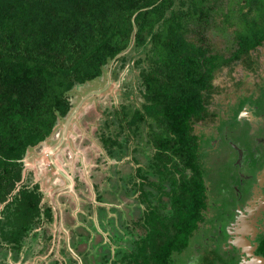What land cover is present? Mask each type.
<instances>
[{"label":"trees","instance_id":"1","mask_svg":"<svg viewBox=\"0 0 264 264\" xmlns=\"http://www.w3.org/2000/svg\"><path fill=\"white\" fill-rule=\"evenodd\" d=\"M218 1L0 0V248L6 254L19 259L33 240L32 259L46 254L53 238L43 233L47 229L40 232L44 221L55 218L52 206L44 204L39 183L24 181L28 150L69 115L71 91L101 77L113 60L124 67L123 53L134 48L145 54L136 60L142 105L131 113L122 104L99 135L111 158L132 153L136 163L145 162L123 174L125 187L118 188L127 196L139 193L134 210L128 209L137 219L121 220L131 238L113 251L101 235L93 238L84 230L63 248L65 259L53 263L94 264L89 255L102 253L104 264H181L179 255L201 238L209 214L208 181L218 174L230 191L239 177L233 143L240 135H233L234 142L224 136L218 149L208 150L217 134L206 127L224 110L219 105L216 113L209 101L216 73L264 46V0ZM216 13L224 33L235 26L236 47L229 56L207 36ZM252 98L237 95L226 103L227 112L240 111L248 99L254 104ZM222 120L221 130L228 123ZM126 129L137 146L128 145Z\"/></svg>","mask_w":264,"mask_h":264},{"label":"rangeland","instance_id":"2","mask_svg":"<svg viewBox=\"0 0 264 264\" xmlns=\"http://www.w3.org/2000/svg\"><path fill=\"white\" fill-rule=\"evenodd\" d=\"M222 1L219 0L218 4H222ZM213 17L211 16L207 36L212 40L215 48L229 56L236 47L233 41L235 26L228 27L227 32L224 33L218 28L223 26L222 15L216 13ZM141 54L145 55L134 48H129L122 55L127 56L124 67L121 66L122 60H113L105 67L101 77L71 91L73 108L69 115L60 119L54 133L46 141L28 150L25 157L24 181L32 185L39 183L44 193V204L52 206L54 210L53 221H44L43 229H40L42 235L43 233L52 235L53 238L49 243L51 247L46 254L37 255L31 259L29 252L32 251V247L30 246L35 244L32 240V244L24 245L17 260L13 259L14 253L6 254V250L0 248V264L4 263V259L10 264H54L53 261L56 259L62 261L65 259L63 248L66 250L73 235L75 234L77 239L81 235L80 232L84 230H87L93 238L97 235L105 236L104 240H107L113 251L116 244L127 243L131 238L127 234V223L121 220L125 218L129 221L133 216L128 215V209L134 210L135 203L139 200V193L136 192L134 195L127 193V196L124 195L126 190L124 192L118 188L125 187L123 174L131 171L135 173L138 165L143 166L145 162L136 163L132 153L119 161L111 158L99 135L106 129V120L112 118L122 104H128L131 113L136 110L135 107L142 105L139 91L142 84L139 75L141 69L136 65V60ZM263 78L264 46H261L252 51L247 59L235 61L216 73L213 81L215 90L209 95L213 109L220 111V104L225 108L226 103L234 102L237 95L251 94L256 89V84ZM235 105L236 103L230 105V109H233ZM237 113L238 110L234 114ZM230 122L232 123L229 124L230 128L235 130L232 134L240 135L242 130L235 129L236 125L233 121ZM112 129L117 132L119 126L114 125ZM145 130L147 132L145 134H148L150 131L148 125L145 126ZM129 134L131 138L128 145L133 148L137 146L138 140L129 129H126L123 136ZM139 146L143 148L145 141ZM126 184L129 187L132 186V183L128 181ZM217 187L214 183L212 188L214 191H220L221 198L218 196L220 202L211 207L213 201H217L216 195L214 199L211 198L209 214L212 215L207 216L206 223L202 225L203 229L199 232L204 235L200 239H193L191 243L192 245L203 239L204 241L210 239L212 246L206 244L205 249L213 251L212 264H220L221 260L227 257L225 247L221 248L219 244L226 240L224 224L227 225L231 218V216L221 215L223 208L228 204L225 203V193ZM103 210L105 213L101 214ZM134 215L133 218L137 219V215ZM44 229H47V232H43ZM113 232L118 234L117 237ZM37 240L42 241L40 238ZM83 248L87 246L83 244L81 249ZM102 256V253L89 255L93 261L94 258L97 259L94 264L101 262L104 264ZM178 259L181 264H185L188 261V255L180 254Z\"/></svg>","mask_w":264,"mask_h":264},{"label":"flooded vegetation","instance_id":"3","mask_svg":"<svg viewBox=\"0 0 264 264\" xmlns=\"http://www.w3.org/2000/svg\"><path fill=\"white\" fill-rule=\"evenodd\" d=\"M256 85V89L251 94H242L248 98L252 96L254 104L250 103L251 99L246 100L247 103L236 115L234 112L230 114L227 112L228 103L225 108L220 104L224 110L220 111L216 121L208 122L209 125L206 127V129L212 128L217 134L208 149L212 153L220 147L224 136L230 140L233 138V142L235 141L232 134L235 130L230 128L229 124H232L230 121L234 124L238 122L242 130L238 141L233 143L238 154L235 158L239 174L238 181L233 183L232 189L228 187L230 191H227L224 179L218 176L214 177L215 182L208 181L210 200L214 199V195L217 199L213 201L211 207L220 202L218 196L221 198V195H219L218 187L222 186L220 190L225 193V203L228 206L225 205L221 215L231 216L227 225L224 224L226 240L219 244L221 248L225 247L227 254L224 260L221 258L220 264H264V78ZM215 112L218 113L219 110ZM222 119L228 123L221 130ZM214 183L218 186V189L216 188L218 191L213 190ZM211 215L208 214V216ZM202 235L204 233H201L199 237ZM206 244L212 246L210 239L194 243L190 250L183 252L182 255H188V261L185 264H212L213 251L206 250Z\"/></svg>","mask_w":264,"mask_h":264},{"label":"crops","instance_id":"4","mask_svg":"<svg viewBox=\"0 0 264 264\" xmlns=\"http://www.w3.org/2000/svg\"><path fill=\"white\" fill-rule=\"evenodd\" d=\"M98 215H99V213H97ZM102 237H104V239H105V236H102Z\"/></svg>","mask_w":264,"mask_h":264}]
</instances>
